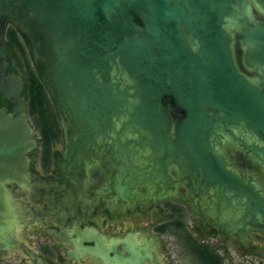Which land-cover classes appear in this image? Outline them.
Returning <instances> with one entry per match:
<instances>
[{"label": "water", "instance_id": "1", "mask_svg": "<svg viewBox=\"0 0 264 264\" xmlns=\"http://www.w3.org/2000/svg\"><path fill=\"white\" fill-rule=\"evenodd\" d=\"M9 22L44 63L66 165L95 161L108 145L121 197L132 195L124 179L161 182L178 173L207 193L206 205L218 206L205 213L219 228L264 253V244L244 236L264 233V0H0V93L9 102L0 106L5 246L16 242L15 191L32 189L27 152L37 146L23 71L2 39ZM134 246L127 242L132 254L105 264H138Z\"/></svg>", "mask_w": 264, "mask_h": 264}, {"label": "flooded vegetation", "instance_id": "2", "mask_svg": "<svg viewBox=\"0 0 264 264\" xmlns=\"http://www.w3.org/2000/svg\"><path fill=\"white\" fill-rule=\"evenodd\" d=\"M10 27L16 28L20 34L31 57V65L33 63L40 77L44 64L35 59L30 38L13 23H7L2 39L9 57H15L16 65L23 71V94L29 122L34 129L31 136L37 140V146L27 152L33 171L32 189L15 191L21 219L16 242L5 246L0 240V264H105L107 257L112 258L118 253L125 257L131 255L127 242L135 244V249L139 247L138 264H171L170 260L175 258L178 249L175 246L191 254L196 264H225L231 241L237 250L258 254L256 245L244 246L239 235L232 233L230 236L214 223L212 216L205 213L206 207L218 206L206 205L207 193L189 188L193 182L185 185L178 173L170 172L161 182L143 176L134 184L133 179H124L121 184L128 190L131 187L132 195L127 192L129 195L121 197L117 191L114 155L108 145L98 147L95 161L80 163L78 167L66 165L67 143L59 116L58 121L56 118L50 125V130L32 123L28 66L22 51L7 35ZM9 69L12 71L13 67ZM8 104L0 93V106ZM180 115L174 113L175 118ZM61 138L64 140L63 150H53L54 143ZM56 158L61 159L57 161ZM148 184L154 189L149 191ZM152 194L150 204L142 210L140 205ZM151 207L156 208L157 216L148 221L145 217L143 223L141 219ZM132 214L139 220L130 222L128 217ZM122 217L125 220H121ZM251 235L260 238L254 232ZM85 247L93 250L88 252Z\"/></svg>", "mask_w": 264, "mask_h": 264}, {"label": "rangeland", "instance_id": "3", "mask_svg": "<svg viewBox=\"0 0 264 264\" xmlns=\"http://www.w3.org/2000/svg\"><path fill=\"white\" fill-rule=\"evenodd\" d=\"M31 59V57H29ZM32 67H33V63H32ZM27 73L29 75V71L27 70ZM49 92V91H48ZM49 97L51 98L50 93H48ZM52 100V98H51ZM54 108L53 112L51 114L54 115V118H57L58 121V114L56 115V109L55 107H52V109ZM32 123L34 125L40 126V120L38 118V114L34 113L32 114ZM53 123H55L54 120H52ZM62 144V138L60 140H58L56 143H54L53 145V150L57 149L59 151L60 146ZM233 154H234V158L237 159L238 161H240L241 163L247 164L249 163V156H246L245 153L237 148H233ZM38 165V162H37ZM102 182H100L99 184H101ZM154 200V199H153ZM151 200L149 201H145L143 204H141L140 208L143 210L145 208V206H147L148 204H150ZM161 203V201L159 202ZM135 211V210H133ZM157 216V210L156 208H152L149 213H147L144 218L141 219V221L144 223L145 221V217H147L146 221L150 220L151 218H156ZM130 222H135L139 220L138 217H136V215H130L129 217ZM121 220H125V217H122ZM251 232H254L256 234H259L260 238L254 237L251 235ZM229 233V232H228ZM228 235H232L231 233H229ZM244 236L250 238L251 240L257 241L259 243L264 244V233L260 232L257 229H252V231H250V229H248L247 231L244 232ZM174 240V239H173ZM242 240V239H241ZM242 243L244 244V246H248L250 247V244H248L247 242L242 240ZM178 247V249L175 250V258L173 260H170L171 264H196L194 257L189 254L184 252V250H182L179 246H175L174 248ZM228 253L226 254L227 259H225V264H264V253L261 252L260 250H258V254H248L245 253L242 250H237V248L232 244V241L228 243ZM251 258L254 260H251ZM257 261V263H256Z\"/></svg>", "mask_w": 264, "mask_h": 264}, {"label": "trees", "instance_id": "4", "mask_svg": "<svg viewBox=\"0 0 264 264\" xmlns=\"http://www.w3.org/2000/svg\"><path fill=\"white\" fill-rule=\"evenodd\" d=\"M7 35L13 41V43L16 44L18 48L22 51L26 60V64L28 66L29 110L32 114H38L40 125L44 126V130H50L49 127L52 124V120H54L55 118L54 115L51 114L54 110V108L52 109V107H54V104L51 98L48 96L49 92L44 82L42 81L39 72H37L36 69L32 67L26 45L21 39V36L18 33L17 29L14 27H10ZM48 139L49 138H47V141Z\"/></svg>", "mask_w": 264, "mask_h": 264}]
</instances>
